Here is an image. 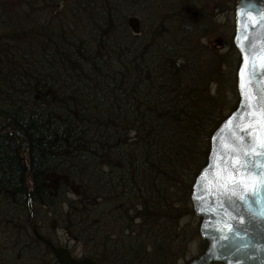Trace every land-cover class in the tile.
Listing matches in <instances>:
<instances>
[{
  "label": "trees",
  "instance_id": "16d2710c",
  "mask_svg": "<svg viewBox=\"0 0 264 264\" xmlns=\"http://www.w3.org/2000/svg\"><path fill=\"white\" fill-rule=\"evenodd\" d=\"M237 2L0 0V264H58L30 221L102 264L186 256L192 185L239 101L232 26L209 42Z\"/></svg>",
  "mask_w": 264,
  "mask_h": 264
},
{
  "label": "water",
  "instance_id": "95a60500",
  "mask_svg": "<svg viewBox=\"0 0 264 264\" xmlns=\"http://www.w3.org/2000/svg\"><path fill=\"white\" fill-rule=\"evenodd\" d=\"M234 44L241 57L237 71L239 101L212 132L207 161L191 188L193 212L200 220L199 235L207 246L186 264H264V185L257 184L254 192L252 187L245 191L239 185H229L225 191L220 187L224 173L214 166L218 153L221 157L225 155L223 144L234 143L233 132L239 131L235 126L240 121L234 118L244 111L241 72L244 70V79H249L254 61L256 71L261 72L259 57L264 55V0H238ZM252 79L253 91L264 93V80ZM229 120H233L231 128L227 126ZM252 159L264 162V156ZM233 191L237 195L233 196ZM241 195L245 196L244 200L239 199ZM30 223L36 239L51 251L59 264H102L89 256L76 257L68 247L58 245L45 236L37 223ZM226 225L232 230L229 231Z\"/></svg>",
  "mask_w": 264,
  "mask_h": 264
},
{
  "label": "snow or ice",
  "instance_id": "6c2138e0",
  "mask_svg": "<svg viewBox=\"0 0 264 264\" xmlns=\"http://www.w3.org/2000/svg\"><path fill=\"white\" fill-rule=\"evenodd\" d=\"M259 60L261 72L256 71L255 61L249 79H244V70L241 72V89L245 97L244 111L238 118H234L240 121L235 126L239 131L233 132L234 143L223 144L225 155L221 157L218 153L214 165L221 168L224 173L220 187L225 191L228 190L229 185L233 187L239 185L245 191L252 187L254 192L257 184L264 185V162L252 159L264 156V93L253 91L252 79L255 77L257 80H264V55H261ZM247 61L246 56V67ZM227 126L231 128L233 120H229ZM255 169L260 171L256 172ZM232 195L235 196L237 193L233 191ZM239 199L244 200L245 196L241 195ZM226 227L229 231L232 230L231 226L226 225Z\"/></svg>",
  "mask_w": 264,
  "mask_h": 264
},
{
  "label": "rangeland",
  "instance_id": "374dc122",
  "mask_svg": "<svg viewBox=\"0 0 264 264\" xmlns=\"http://www.w3.org/2000/svg\"><path fill=\"white\" fill-rule=\"evenodd\" d=\"M16 0H13V2ZM16 3V2H15ZM215 18L219 21V31L215 34L216 36L212 37L209 42L212 44H216L220 46L222 49H225L222 42L221 36L217 37V34H221L222 31H228L229 27L232 26V31L235 33V10L227 11V12H215ZM229 26V27H228ZM220 40H219V39ZM215 89V86H213ZM192 205V204H191ZM183 225H188L189 227H197L199 226V218L194 214H190L182 219ZM60 236L63 245H67L71 249H75L74 253L82 256V248L81 246L77 247V244L74 240L70 239L63 231H60ZM204 248L203 239L197 235L196 238L190 242L188 245V249L186 252V256L178 261V264H185L188 259L199 254Z\"/></svg>",
  "mask_w": 264,
  "mask_h": 264
},
{
  "label": "flooded vegetation",
  "instance_id": "af4514ba",
  "mask_svg": "<svg viewBox=\"0 0 264 264\" xmlns=\"http://www.w3.org/2000/svg\"><path fill=\"white\" fill-rule=\"evenodd\" d=\"M205 247H206V245H205ZM216 264H223V263L218 262V263H216Z\"/></svg>",
  "mask_w": 264,
  "mask_h": 264
}]
</instances>
